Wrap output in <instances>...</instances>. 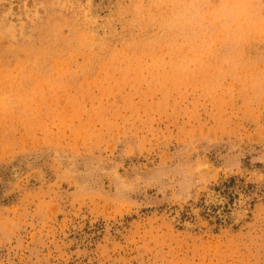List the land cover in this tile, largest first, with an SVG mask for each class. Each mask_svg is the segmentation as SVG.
<instances>
[{"label": "rangeland", "instance_id": "1", "mask_svg": "<svg viewBox=\"0 0 264 264\" xmlns=\"http://www.w3.org/2000/svg\"><path fill=\"white\" fill-rule=\"evenodd\" d=\"M0 264H264V0H0Z\"/></svg>", "mask_w": 264, "mask_h": 264}, {"label": "trees", "instance_id": "2", "mask_svg": "<svg viewBox=\"0 0 264 264\" xmlns=\"http://www.w3.org/2000/svg\"><path fill=\"white\" fill-rule=\"evenodd\" d=\"M226 184V183H225Z\"/></svg>", "mask_w": 264, "mask_h": 264}]
</instances>
